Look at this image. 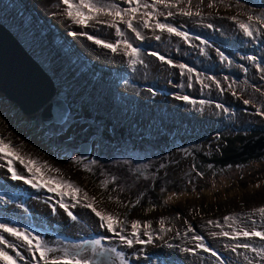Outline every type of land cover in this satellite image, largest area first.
I'll return each instance as SVG.
<instances>
[{
    "label": "rangeland",
    "instance_id": "obj_1",
    "mask_svg": "<svg viewBox=\"0 0 264 264\" xmlns=\"http://www.w3.org/2000/svg\"><path fill=\"white\" fill-rule=\"evenodd\" d=\"M4 2H6L5 5L7 6L4 10L5 14L9 15V12H11L15 15L16 11L13 1L4 0ZM56 2L57 0L53 3V6L56 5ZM198 2L199 0H194V3ZM228 3H232L234 6L228 8L226 7ZM261 3L262 0H248V6L257 12L261 11ZM206 4L207 0H205V5L203 6L205 14L210 12L214 15L222 13L225 16L240 14L243 18H246L242 10L235 6L236 0H225L224 4H217L212 9L207 8ZM29 7H33L30 0H24V3L20 4L19 16L23 20L32 22L33 12ZM63 7L65 6H60V8ZM22 9H25V11H22ZM5 14L0 10V21L3 24L8 28H10V25L13 27L19 25L22 32H26L28 35L30 34V38H22V42L29 44L33 37L39 43L41 49L45 50V48H50L51 50L50 46H45L46 43L43 41L42 36L39 35L42 33L43 35H47L46 37L48 38L51 35L49 26L46 27L41 22L40 24L36 23L39 30L32 31L27 23L19 22L17 24ZM47 15L51 17L54 14L47 13ZM212 20H216V18H210V21ZM207 21L209 20H206L205 23ZM54 23L58 26L52 24L54 26L52 32L54 30L58 31L53 32L52 35L55 34L54 36L56 37V35L67 33L66 37L70 42L71 48L76 47V49L73 48L76 52L73 59L78 64L82 62L86 63L85 60H88L89 62L93 61L100 64L106 63L109 66L113 65L111 62L104 60L103 55L99 54L101 52L102 54L113 55L111 52L93 45L85 37L69 35L70 29L65 32L64 30H60L57 21ZM188 23L193 25H191L192 27H188L185 24L190 34L199 35L212 43L216 42L217 47H220L226 54H229L236 60V64L244 63L249 69L248 73H243L236 64L231 67L221 65L215 51H212L213 56L209 52V55L205 57L199 54L198 48H190L183 41L174 43L170 39L166 46L162 40L156 41L154 38H149L143 45L145 49V60L148 62L147 68L138 66L136 70H132L124 62V58L120 56L119 59L121 61L119 60V62L125 67V71L115 78V76H109L113 67L103 64V70L107 73L103 76L107 87L103 89L108 91L111 88L112 79L115 78V88H112L111 91L116 90L119 95L123 92V97L129 102H133V110L137 109L138 99L147 106L144 108L145 110H147L150 102L152 103L151 107L153 109H155L157 104L160 105L161 103L157 101L159 97H167L165 99L172 101L169 107L174 108V111L170 113L173 117L163 116L154 110L158 117L163 120V123L159 121L141 122L140 118L136 115L116 112L115 110L121 107L119 103L113 109L112 107L108 108L109 101H102V106L106 108L101 107L97 103V100H92L89 97L88 94L91 90L89 87L86 89L87 92L84 93L80 90L82 84L79 82L76 84L71 80L72 78H69V74H71L73 79L80 81L77 76L68 70L65 63H62L64 64L63 68L59 69L60 61L54 60L52 53L46 50L43 51V56L42 54H37L38 49H36V46L33 48L34 52H30V54L41 62L45 70L56 81V93L53 99H62L69 109L71 105L73 107L75 106L74 109H90L96 114V119L98 118L99 121L92 117L93 112L91 119L86 118L88 115L87 112H72L74 119L71 122V127L64 132L57 131L58 134L56 137H53L55 124L50 123L45 125L39 120L37 114L29 116L23 114L17 105L6 99L0 93V136L6 137L15 145L21 146L22 154H27L30 158L39 160L40 162L47 161L53 167L59 168V173L51 174L71 180L83 192L88 193L90 197H95V207L98 210L119 214L120 218H123L125 213H127L129 220H151L153 222V228L157 230L159 229V219L162 217L167 218L165 219V227L171 228L172 231L166 234L165 239H169L177 231H180L183 235L186 228L184 221L188 220L196 228L198 234L205 236V242L209 246L215 248L217 251H221V242L209 237L207 228H202L201 225L207 219L219 218L222 220L224 215L245 213L253 208L264 206V158L261 159L259 157L258 161L251 159L240 168L233 164L229 168L226 167L227 169L224 174L213 173L212 176L211 172L207 171L208 175L196 176L192 168V156L187 155L185 161L182 159L180 166L175 169L173 165H167V153L163 157L162 150L168 143L170 146L169 138L171 140L175 138H194L199 141L198 143L202 147L200 149L205 150L206 159H209L207 145L220 158L221 154L216 146L224 149L226 143L222 139L214 141L217 131H221L223 136L228 134L229 138L234 136L235 133H241V130L249 128L264 131V117L252 114L255 112V108L252 105L247 106V112L243 111L245 106L242 103L243 99H251L256 106H264V95L256 92L252 87L255 84L264 91V81L260 80L259 74L253 66L246 61H240L236 55L237 52L244 55L254 54L258 58L264 59V45L247 43L235 31L234 26H227L229 30L234 32V35L226 38V41L224 38H220L221 41L198 31L206 30V32L213 34L214 31L212 29L208 30L207 28L195 25V23ZM73 30L79 31V28ZM109 32L112 34L109 35ZM109 32L102 33L101 35L108 36L109 39L114 40V30H109ZM146 35L151 37V33L149 32H146ZM132 38L134 39V37ZM77 48L78 50L80 49V52ZM152 50H157L162 55L171 57L174 61L186 63L196 68L197 71L203 72L205 75H215L222 83L225 75L236 79L237 84L235 87L242 99L237 100L235 97L227 96L228 91L221 94L215 88V85H212L211 89L203 90H201L199 84H194L190 89L187 88L186 77H180L179 69L170 68L156 60L155 57L146 55L148 51ZM71 53L73 52L71 51ZM41 57H44L50 70L44 66ZM202 57H205V59L203 60ZM86 64L91 65L90 63ZM156 65L158 66L155 69ZM150 70H154L152 75H150ZM169 81H172V83H169ZM71 82L77 86L71 84ZM181 84L184 86H177ZM150 86L154 87V90L157 92L155 96L147 91V88ZM224 87L227 88L226 83ZM103 89L95 87L93 91L101 92ZM57 90L59 92L62 91L65 97L58 96ZM175 93L188 94L196 100L205 99L212 103L204 106L199 104L195 106L189 105L173 99V94ZM215 103H222L226 107H229L230 114H224L218 110V114L215 116L212 112L213 108H215ZM201 107H203V113L199 111ZM192 113H195L194 117H190ZM202 114H206L207 118H203ZM191 120L195 121L196 124L190 125L189 122ZM220 120H222V123ZM59 126L61 127V124ZM103 129L105 132H102ZM126 129L127 131H125ZM92 134H98L99 136L91 137ZM54 138L61 142H56ZM145 138H154V140H146ZM63 141H66V144L62 143ZM84 143H89L92 149L88 157H81L79 153V145ZM135 145H138L137 148H134ZM233 145L235 147L240 146L239 142H235ZM229 146L231 147L232 145L229 144ZM134 149L142 153L139 155L140 157L138 155L136 156V160L139 161L140 159L138 158L145 159L146 156L155 154L151 162L155 161L157 163L159 161L160 165H165L157 173L158 178L163 175L167 176L165 181L169 178L168 182L164 183L163 191L160 189L158 181L154 183L156 190L155 188L148 190L150 187L142 186L145 180H143L144 175L142 176L139 173L135 176L136 169H133L131 165ZM129 150L132 151V154L125 153V151ZM118 156L125 158L130 164V168H125L122 164L118 163L115 160ZM160 156L161 158H159ZM75 157H81L83 163H73L72 161ZM94 157L101 162L99 163L100 170L90 167V162ZM102 162L112 164L115 170ZM87 168H90L91 171L87 170ZM139 175L141 180L138 178ZM113 177H115L116 182L108 183V187L105 188L103 186L104 182L111 181ZM0 180L10 179L4 176L3 173H0ZM1 183L3 182H0V195H5L6 199L12 200L13 211L12 213H6L5 209L10 207V204H0V222L7 219L13 226L28 227L30 230L43 234L46 240L55 245L67 241H78L81 238H92L97 234L98 229L94 225L95 217L89 209L77 207L74 212L80 216L81 222L79 224H73L68 220L66 215L67 220L63 221L60 219V216L34 212L32 210L34 207L30 208L28 199L26 198H32L38 194L30 186L10 187L8 185H2ZM41 183H44V181H41ZM53 186L57 190H61L59 185L54 184ZM113 188L116 190L113 191ZM124 188L127 190L125 191ZM141 193H145L142 199H140ZM138 199H140V203L132 207ZM17 204L23 207L17 208ZM24 208H27L28 211L24 212ZM178 212L180 213L179 218H177ZM5 236L7 237V234ZM7 238L12 239L11 237ZM169 242L179 244L181 247L192 246L188 240L183 239L169 240ZM113 246L119 247L115 241H113ZM140 247L137 245V250ZM123 250L129 256H131L133 251L127 248ZM8 251L10 255H14L11 249ZM85 254L88 255L91 253L87 252ZM222 254L225 256L229 255L227 252H222ZM203 255L207 259L208 264H212L214 258L210 257L207 253ZM159 260L160 264H200V260L197 257L190 256L176 249H169L164 246V242L161 240H156L154 245H147L143 253L131 259L130 264H159ZM0 264H3V262L0 261Z\"/></svg>",
    "mask_w": 264,
    "mask_h": 264
},
{
    "label": "snow or ice",
    "instance_id": "obj_2",
    "mask_svg": "<svg viewBox=\"0 0 264 264\" xmlns=\"http://www.w3.org/2000/svg\"><path fill=\"white\" fill-rule=\"evenodd\" d=\"M224 3L225 0H207L206 6L212 9L217 4ZM61 5L65 7L54 15L64 17L70 22V26L79 28V31L70 28L69 35L85 37L93 45L111 52L114 56L123 57L124 62L132 70H136L138 66L148 67L144 42L149 38L161 41L164 34L179 38L190 48H198L201 56L207 57L209 49L214 50L220 64L225 67L236 64L235 59L220 47L214 46L208 39L190 34L185 27L186 21H193L201 27L220 31L214 23L210 22V18L226 19L233 23L235 31L244 38V41L264 45V0L259 12L248 6V0H236L235 6L242 10L246 18L240 14L230 16L214 15L211 12L205 14L203 11L205 0H199L198 3H194V0H57L55 6L60 8ZM233 6L232 3L226 5L228 8ZM178 17L185 18V22L175 23ZM206 20L209 22L205 23ZM109 30H114V40L101 35ZM146 32L151 33V37L147 36ZM111 34L109 32V35ZM197 40L199 45L194 43ZM146 55L155 57L170 68L179 69V75L181 78L186 77V86L189 89L194 84H199L201 90L211 89L212 85H215L221 94L228 91L237 100L242 99L235 87L237 80L228 75L223 77L222 83L215 75H205L186 63L177 62L171 57L162 55L157 50L148 51ZM236 55L240 61H246L253 66L260 80L264 81V59L254 54L244 55L237 52ZM236 66L245 74L249 71L244 63L236 64ZM225 83L227 88L224 87ZM252 87L256 92L264 95L260 87L255 84ZM147 91L153 96L157 94L151 86L147 88ZM173 99L193 106L212 103L205 99L196 100L188 94L181 93L173 94ZM242 103L245 106L243 111L247 112V106L252 105L255 108L252 114L264 117V106H256L251 99H243ZM214 107L224 114H230V108L222 103H215ZM199 111L203 113V107ZM73 119L72 112L64 109L60 117L59 130L64 132L69 129ZM215 139H221V133H216ZM183 151L185 155H190L187 149ZM72 162L83 163L81 157H75ZM160 167L164 168L165 165L161 164ZM211 167L212 165H209V168ZM192 168L196 176L203 175L197 165L193 164ZM0 170H5L3 175L11 181L30 186L38 194L32 198L50 209L52 216L66 215L70 222L79 224L81 218L74 210L77 207L89 209L94 214V225L98 229L97 234L92 238H81L78 241H67L55 245L46 240L43 234L30 230L28 227L13 226L5 219L0 222V261L3 264H112L113 258L118 264H130L132 258L138 257L147 245H154L156 240L163 241L164 246L169 249H176L197 257L200 264H208L203 255L205 253L214 258L212 264H264V206L253 208L245 213L224 215L222 220L219 218L205 220L201 227H206L208 236L222 244V250L217 251L205 242V236L198 234L188 220L184 221L186 228L183 235L177 231L169 239H165L166 234L172 231L171 228L165 227L167 218L159 219L157 230L153 228L151 220H129L127 213L120 218L119 214L98 210L95 207V197H90L71 180L51 174L59 173V168L53 167L47 161L40 162L27 154H22L21 146L13 144L11 140L2 136H0ZM87 170L91 171L90 168ZM115 182L113 177L111 181L104 182L103 186L107 188L108 183ZM54 184L59 185L61 190H57ZM115 190L113 188V191ZM161 190H164L163 186ZM144 195L145 193H141L140 199ZM140 199L132 207L140 203ZM11 203L12 201L6 199L5 195H0V204ZM16 207L23 206L17 204ZM23 210L28 211L27 208ZM179 217L178 212L177 218ZM5 234L12 239H8ZM177 239L188 240L192 246L181 247L179 244L169 242V240ZM113 241L119 247L111 246ZM137 245L141 246L138 250ZM125 248L133 250L131 256L123 250ZM9 249L14 255L9 254ZM87 252L91 254L86 255ZM222 252H227L229 255L225 256Z\"/></svg>",
    "mask_w": 264,
    "mask_h": 264
},
{
    "label": "water",
    "instance_id": "obj_3",
    "mask_svg": "<svg viewBox=\"0 0 264 264\" xmlns=\"http://www.w3.org/2000/svg\"><path fill=\"white\" fill-rule=\"evenodd\" d=\"M6 8L7 6L3 4L0 7V10L5 14L4 10ZM9 15L11 16V19L17 24L19 22L24 23V20L16 13L13 15L11 12H9ZM38 19L40 21L35 18L33 13V21L40 24L41 19ZM43 25L54 28L52 24L43 23ZM29 27L31 28V25H29ZM50 28L49 31L52 34V29ZM19 32H21L19 25H17V27L10 25V28H8L0 21V93H2L6 99L17 105L23 114L27 116L38 114L39 120L45 125L50 123L60 125L62 107L63 109H70L62 99H53L56 93V84L54 78L45 70L41 62H39L30 54L31 44L22 42V37L20 38L17 35ZM54 32H56V30H54ZM56 38H58V35H56ZM45 46L51 47V50L50 48H45V50L52 53V58L54 60L60 61L61 65H64L62 63H65L68 70L71 71L73 75L77 76L80 81L84 82L86 86L89 84V87L91 88L96 87V85L89 82L88 77L83 74L82 70L78 69L76 64L73 63V65H71L70 61L64 59L63 56L57 52L55 46L52 47V42L48 41ZM73 48L76 49V47ZM41 50L43 56V51L45 50ZM41 58L44 66L50 70L44 57ZM85 61L88 63L87 60ZM81 64L90 67V65L85 63ZM90 64L92 67H95V65L92 63ZM98 69L101 68L97 66L95 71L98 72ZM101 80H103V87H107L103 77L99 78V81ZM218 132L221 133V131H217L216 133ZM240 132L241 133H235V135L231 138L228 137V134L223 136L221 133V139L225 141L226 146H224V149H221L220 146H216L220 151V158L207 145V154L209 159L205 158V150L200 149L202 147L198 143V140L194 138H175L171 140V138H169L170 146L167 151V165L171 164L173 165V168L177 169L180 166L182 159L185 161V158H187V155H185L183 151L185 149L189 151L190 157L192 156V165H197L198 170L203 173V176L208 175L207 171L211 172L212 176L213 173L224 174L227 169L226 167L229 168L233 164L240 168L243 166V164H246V162L251 159H254L255 161H258L259 157L263 159L264 131L249 128L246 130H241ZM214 141L217 140L215 139ZM235 142H239L240 146L235 147L233 145ZM229 144L232 146L230 147ZM91 150L92 149L89 143L79 145V153L81 157H88ZM182 153H184V156H182ZM209 165H212V167L209 168Z\"/></svg>",
    "mask_w": 264,
    "mask_h": 264
},
{
    "label": "bare ground",
    "instance_id": "obj_4",
    "mask_svg": "<svg viewBox=\"0 0 264 264\" xmlns=\"http://www.w3.org/2000/svg\"><path fill=\"white\" fill-rule=\"evenodd\" d=\"M13 1V4H14V6H15V11H16V13H17V15H20V10H19V8H20V4H23L24 3V0H12ZM16 1V2H15ZM56 0H30V2H31V4H32V6L33 7H29V9L34 13V15H35V18L38 20V21H40L38 18H41V24H43V23H48V24H55V25H57L56 23H54L55 21H57L58 22V24H59V26H60V30H64L65 32L68 30V29H76L77 27L76 26H70V22L69 21H67L64 17H62V16H60V15H53V16H51V17H49L48 15H47V13H58L59 11H60V9L61 8H58V9H56V6H53V3L55 2ZM3 4H6V2H4V0H0V7L3 5ZM22 11H25V9H22ZM25 13H27V12H25ZM216 15H219V16H225V15H223L222 13H220V14H216ZM10 18H11V16L10 15H8ZM178 22H185V18H177V20L175 21V23H178ZM188 22H190V23H194L193 21H186L185 22V24L188 26V27H192L193 25L192 24H189ZM207 22H209V21H207ZM210 22H212V23H214L219 29H220V31H215V30H213L214 31V33L213 34H211V33H208V32H206V30H198L200 33H202V34H208V35H210V36H213L215 39H218V40H221L220 38H224L225 39V41L227 40L226 38H230V37H232L233 35H234V32H232L231 30H229L228 28H227V26H234L233 25V23L231 22V21H229V20H226V19H218V18H216V20H212V21H210ZM24 23H27L28 24V26L29 25H31V28H32V31H35V30H39V28L37 27V24L32 20V22H28V21H26V20H24ZM221 23H224V24H221ZM226 24V25H225ZM192 25V26H191ZM195 25H198L197 23H195ZM58 26V25H57ZM47 27V26H46ZM51 27H53V26H51ZM201 27V26H200ZM199 27V28H200ZM52 29V28H51ZM209 30V29H208ZM56 31H58V30H56ZM54 32V31H53ZM52 32V33H53ZM51 34V33H50ZM40 35H42V38H43V41L45 42V43H48V41L49 42H52V47H56V49H57V52H59L62 56H63V58L64 59H67L68 61H70L71 63V65H73V63L74 64H76L79 68L78 69H80V70H82L83 71V74H85L87 77H88V79H89V82L90 83H93L94 85H96V87H99V88H104L103 87V85H102V81L103 80H101V81H99V78H102L105 74H107L104 70H103V67H104V65L105 66H109V65H107L106 63H96V62H89L88 60V63H92L93 65H95V67H92V65H90V67H88V66H86V65H82L81 63L80 64H78L76 61H74V57H73V55H76L75 53V51H74V49L73 48H69V50H70V53L68 52V50L67 49H65L64 47H63V45L60 43H58L57 42V38L54 36V35H50L48 38L46 37L47 35H43L42 33H40ZM67 35V33H64L62 36L65 38V36ZM66 39V38H65ZM172 40L174 43H177V42H181V40L179 39V38H177V37H169L167 34H164V36H163V38H162V42H164L165 43V45L167 46L168 45V42H169V40ZM222 41V40H221ZM66 42V41H65ZM194 43H196L197 45L199 44V41L197 40V41H194ZM30 44H36V45H39V43L32 37L31 38V41H30ZM213 44H214V46H216L217 47V43L216 42H213ZM80 46H81V44H80ZM39 48H40V50H41V47L39 46ZM77 50H78V48H77ZM80 50V49H79ZM78 50V51H79ZM71 51L73 52V53H71ZM212 51H214V50H212V49H209V52H210V55L211 56H213V54H212ZM80 52V51H79ZM84 52V51H83ZM82 53V52H81ZM85 53V52H84ZM86 54V53H85ZM99 54L100 55H103V59L104 60H106V61H109V62H111L113 65L112 66H109V67H113V69H111V73H109V76L111 75V76H115V78H117L118 77V75L120 74V73H123L124 71H125V67H123L121 64H120V62H119V60L121 61V59H119L120 58V56H118V55H110V54H102L101 52H99ZM87 55V54H86ZM199 55V54H198ZM79 56V55H78ZM94 57H96V56H94ZM79 58H80V56H79ZM82 59V58H81ZM202 59L204 60L205 59V57H202ZM94 60V59H93ZM56 61H58V60H56ZM98 61V60H97ZM216 61V60H215ZM82 63H84V62H82ZM86 64V63H85ZM104 64V65H103ZM88 65V64H87ZM84 66V67H83ZM97 66L99 67V68H101V70L100 69H98L97 71L98 72H96L95 70L97 69ZM158 65H156L155 66V69H156V67H157ZM63 68V65H61V63H60V65H59V69H62ZM110 71V70H109ZM153 72H154V70H150V75H152L153 74ZM70 76V77H69ZM69 78H72L71 80L72 81H74L76 84H77V82H79V83H81L82 84V88H80V90L82 91V92H84V93H86L87 91H86V89H88V87H89V84H87V86L85 85V87H84V83L83 82H80V81H78V80H75V79H73V77H71V74H69ZM104 78V77H103ZM115 78H113L112 79V81H111V88H109V90L107 91H105L104 89L101 91V92H96V91H93V88H91V87H89L90 89V91H89V97L92 99V100H97V103L101 106V107H103V108H106L105 106H102V101H109L108 102V108H115L116 107V105H117V103H119V104H121V107H119V108H117L115 111L116 112H118V113H126V114H130V115H136L137 117H139L140 118V121L141 122H144V121H159L160 123H163V120L162 119H160L159 117H158V115L154 112V110L156 111V112H158L159 114H161V115H163V116H166V117H173V115H171L170 113H172L173 111H174V108L173 107H169V106H171V104H172V101H168L167 99H165V98H167V97H163V98H161V97H159L158 99H157V101H158V103H161L160 105H156V107H155V109H153L152 107H151V102L149 103V106H148V108H147V110H145L144 108L145 107H147L145 104H143V103H141L140 102V99H138V103H137V109H135V110H133L132 109V106H133V102H129V101H127L124 97H123V95H124V93L123 92H121V95H119L118 93H117V91L116 90H113V92L111 91V89L112 88H115L114 87V79ZM75 83H73V82H71V84H74V85H76ZM110 84V83H109ZM113 85V86H112ZM77 86V85H76ZM161 96V95H160ZM227 96H232L231 94H230V92H228V95ZM134 98H136V97H134ZM232 98H234L233 96H232ZM64 109H63V107H62V111H63ZM212 112H213V114L215 115V116H217V114H218V109H216V108H213V110H212ZM198 113V112H197ZM199 114V113H198ZM194 115H195V113H192L191 115H190V117H194ZM202 117L204 118V117H206L207 118V115L206 114H202ZM220 122L222 123V120H220ZM111 123H113V122H111ZM189 124L190 125H195L196 124V122L195 121H193V120H191L190 122H189ZM156 139V138H155ZM184 153H182V156H184L183 155ZM5 170H0V173H3ZM0 182H3V183H1L2 185H8V186H10V187H19V186H25V187H28L27 185H24L22 182H14V181H11V180H0ZM26 199H28L27 201H28V204H29V206H30V208H32V207H34L32 210L34 211V212H37V213H41V214H50V209H48L43 203H41L40 201H38V200H36V199H33V198H26ZM12 201V200H11ZM13 203H11L10 204V207H7L6 209H5V212L6 213H12V211H13ZM80 209V208H79ZM84 212H87L86 210H83ZM61 212H62V210H61ZM60 219L61 220H63V221H66L67 220V218H66V216L65 215H61L60 216ZM111 246H113V245H111ZM143 257V256H142ZM142 257H139V258H142ZM112 264H118V262L117 261H115V258H113V261H112ZM138 264V263H137ZM159 264H160V260H159Z\"/></svg>",
    "mask_w": 264,
    "mask_h": 264
},
{
    "label": "trees",
    "instance_id": "obj_5",
    "mask_svg": "<svg viewBox=\"0 0 264 264\" xmlns=\"http://www.w3.org/2000/svg\"><path fill=\"white\" fill-rule=\"evenodd\" d=\"M20 38L22 37V38H24V39H26V38H30V36L29 35H27L26 33H24V32H19L18 34H17ZM22 41V40H21ZM37 46V49H38V51H37V54H42V50H40V48H39V46L38 45H35V44H31V46H30V50H31V53H33L34 52V49L33 48H35ZM55 83H56V81H55ZM67 93H68V91H66ZM57 95L58 96H60V97H65L64 95H63V92L62 91H58L57 90ZM70 104V103H69ZM75 108V106L73 107V105H71L70 106V109H71V112H87V116H86V118H90L91 119V114H92V110H90V109H82V108H77V109H74ZM38 115V114H37ZM92 117L95 119V120H98L99 121V119L97 118L96 119V114L93 112V114H92ZM50 126H52V125H50ZM54 132H53V137H56V135L58 134V132L57 131H59V129H60V126L59 125H54ZM105 132V130L103 129L102 130V132ZM102 135V134H101ZM94 136H99L98 134H92V136L91 137H94ZM101 137V136H100ZM146 140H154V138H145ZM54 140L56 141V142H61V141H59V140H57V139H55L54 138ZM69 141H71V139H69ZM66 141H63L62 143H65ZM152 143H154V142H152ZM66 144V143H65ZM137 146L138 145H135L134 146V148H137ZM169 146V143L167 144V146L165 147V148H163V146H162V148H163V157L166 155V153H167V151H168V147ZM161 147V146H160ZM159 147V148H160ZM133 148V147H132ZM125 153H131L132 154V151L131 150H129V151H125ZM142 153L140 152V151H138V150H136V149H134V156H133V158H132V160H131V165L133 166V169L135 168L136 170H135V176H137L139 173H141L142 174V176L144 175V178H143V180H144V182L142 183V186L144 187V186H147V187H150V189H148V190H151L152 188H155V190H156V187H154V183L155 182H157L158 181V183H159V185H160V189H162V186L164 187V183L165 182H168V180H169V178H168V180L167 181H165V179H166V177L167 176H162V177H160V178H158V175H157V173H159V171H160V169H161V167H160V162L158 161L157 163L154 161V162H151L152 161V158L155 156V154H153V155H149V156H146V158L145 159H142V158H138V159H140L139 161L138 160H136V156L138 155V157H140L139 155H141ZM96 157H94V158H92V160H91V162H90V167H94V168H97V169H99L100 170V167H99V163H101L100 161H98L97 160V158L95 159ZM159 158H161V156L159 157ZM118 163H120V164H122L125 168H130V164L128 163V161L125 159V158H123L122 156H118V158H116L115 159ZM147 161H149V162H147ZM103 164H105V165H108L111 169H113V170H115V168H114V166L112 165V164H108V163H104V162H102ZM166 163V162H165ZM116 171H118V170H116ZM92 174V173H91ZM138 178L141 180V177H140V175L138 176ZM124 190L126 191L127 189H125L124 188Z\"/></svg>",
    "mask_w": 264,
    "mask_h": 264
},
{
    "label": "flooded vegetation",
    "instance_id": "obj_6",
    "mask_svg": "<svg viewBox=\"0 0 264 264\" xmlns=\"http://www.w3.org/2000/svg\"><path fill=\"white\" fill-rule=\"evenodd\" d=\"M66 38V39H65ZM65 38L62 36V34H59L58 35V38H57V42L60 44H62L63 45V47L65 48V49H69L71 46H70V42H69V40L67 39V37L65 36ZM58 39H59V41H58ZM66 41V42H65Z\"/></svg>",
    "mask_w": 264,
    "mask_h": 264
},
{
    "label": "clouds",
    "instance_id": "obj_7",
    "mask_svg": "<svg viewBox=\"0 0 264 264\" xmlns=\"http://www.w3.org/2000/svg\"><path fill=\"white\" fill-rule=\"evenodd\" d=\"M123 128V127H122ZM118 129V128H117ZM125 131H127V129L125 130Z\"/></svg>",
    "mask_w": 264,
    "mask_h": 264
}]
</instances>
